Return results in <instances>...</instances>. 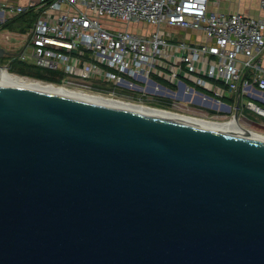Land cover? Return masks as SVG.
Segmentation results:
<instances>
[{
	"label": "water",
	"instance_id": "1",
	"mask_svg": "<svg viewBox=\"0 0 264 264\" xmlns=\"http://www.w3.org/2000/svg\"><path fill=\"white\" fill-rule=\"evenodd\" d=\"M0 264H264V138L0 82Z\"/></svg>",
	"mask_w": 264,
	"mask_h": 264
},
{
	"label": "built area",
	"instance_id": "2",
	"mask_svg": "<svg viewBox=\"0 0 264 264\" xmlns=\"http://www.w3.org/2000/svg\"><path fill=\"white\" fill-rule=\"evenodd\" d=\"M210 1H6L0 4V44L6 50L1 68L12 71L11 63L18 58L60 69L61 81L54 82L81 90L209 120H233L243 128L254 122L264 125V0H259L261 15L211 9ZM31 8L38 15L27 30L3 25ZM113 21L126 27L117 28ZM131 22L154 29L132 31ZM136 74L153 84V99L164 102L169 96L161 88L172 87L171 101L158 105L152 98L110 94L85 85L118 83Z\"/></svg>",
	"mask_w": 264,
	"mask_h": 264
},
{
	"label": "bare ground",
	"instance_id": "3",
	"mask_svg": "<svg viewBox=\"0 0 264 264\" xmlns=\"http://www.w3.org/2000/svg\"><path fill=\"white\" fill-rule=\"evenodd\" d=\"M0 82H6L9 84L23 86V87L26 86L29 88H34V89L54 92V93H60L64 95L91 98L94 101L105 103L108 105L129 107L130 109L140 110V111L143 110V111H146L148 113H153V114L167 113L174 118H180V119L187 118L190 121L204 122V123L212 125L213 127L227 128L228 130L234 133H242V134H247L252 137L264 138V135H263L264 125L256 123V122L255 123L258 124V127L260 128H255L252 125H249V127L247 125L246 128H243V127L238 126V124H236L233 120H209L207 118H203L199 116L184 115V114L177 113L171 110L163 109L161 107H156L148 103L134 102V101L122 98V97H114V96H109V95L102 94V93L85 91V90H81L78 88H74L64 83L59 84L58 82L49 81V80L47 81L41 78L30 77L28 75H23V74L12 72L6 69H1L0 71ZM200 111H202L203 113L206 112L203 109L202 110L200 109Z\"/></svg>",
	"mask_w": 264,
	"mask_h": 264
},
{
	"label": "flooded vegetation",
	"instance_id": "4",
	"mask_svg": "<svg viewBox=\"0 0 264 264\" xmlns=\"http://www.w3.org/2000/svg\"><path fill=\"white\" fill-rule=\"evenodd\" d=\"M62 78V76H61ZM85 85L87 87L92 88L93 90H98L101 92L109 93L110 94H123L125 96H130V97H143L148 99L149 101L151 100V94L154 91V86L151 82H147L144 75L141 74H136L135 76H123L121 79L118 81V83H115L114 81H107L104 83H97L95 81H86ZM162 93L167 94L169 97L166 99H163V101H160L159 99L155 98L152 101L161 103V104H167L168 102L171 101L172 96H173V90L172 87L169 85H164L163 88H161Z\"/></svg>",
	"mask_w": 264,
	"mask_h": 264
},
{
	"label": "trees",
	"instance_id": "5",
	"mask_svg": "<svg viewBox=\"0 0 264 264\" xmlns=\"http://www.w3.org/2000/svg\"><path fill=\"white\" fill-rule=\"evenodd\" d=\"M38 11L35 8H31L19 15L12 18H8L4 21L3 25L9 28L19 29L25 31L37 18ZM10 70L17 73L28 75L30 77L41 78L49 81H61L63 72L59 70L47 69L39 67L33 63H29L18 58H15L11 63Z\"/></svg>",
	"mask_w": 264,
	"mask_h": 264
},
{
	"label": "crops",
	"instance_id": "6",
	"mask_svg": "<svg viewBox=\"0 0 264 264\" xmlns=\"http://www.w3.org/2000/svg\"><path fill=\"white\" fill-rule=\"evenodd\" d=\"M14 2V3H27L28 0H0V4L4 2ZM215 1V0H213ZM231 4L228 5L227 10L229 11H237L240 10L242 12L252 14V15H261L262 9L260 6L259 0H230ZM226 6V5H225ZM211 7L216 10H222V2L221 0H216L212 2ZM225 11V10H223Z\"/></svg>",
	"mask_w": 264,
	"mask_h": 264
},
{
	"label": "rangeland",
	"instance_id": "7",
	"mask_svg": "<svg viewBox=\"0 0 264 264\" xmlns=\"http://www.w3.org/2000/svg\"><path fill=\"white\" fill-rule=\"evenodd\" d=\"M216 1V0H215ZM213 0L210 1V8L212 9L211 5H212V2H215ZM230 0H221L222 2V7L221 9L222 10H225V11H229L227 10V7L229 4H231L229 2ZM226 5V6H225ZM113 25L117 28H125L126 27V23L124 22H121V21H113ZM129 27H130V30L132 31H136V32H143V31H147V30H151V29H154V26L153 25H148V24H145V23H135V22H131L129 24ZM151 103H154V104H158L160 105L161 103H158V102H155V101H151ZM164 105V104H162ZM252 126H254L255 128H260L258 127V124H256L255 122L251 124Z\"/></svg>",
	"mask_w": 264,
	"mask_h": 264
}]
</instances>
